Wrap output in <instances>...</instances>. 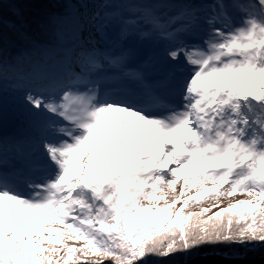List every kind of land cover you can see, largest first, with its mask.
<instances>
[{
	"label": "snow or ice",
	"instance_id": "6c2138e0",
	"mask_svg": "<svg viewBox=\"0 0 264 264\" xmlns=\"http://www.w3.org/2000/svg\"><path fill=\"white\" fill-rule=\"evenodd\" d=\"M119 7L106 16L119 18L122 45L153 36L172 45L165 58L171 76L181 74L177 102L162 101L128 66L131 49L97 46L91 29L103 39L109 27L99 13L90 25L67 21L69 81L24 97L36 118L38 175L25 178L24 194L0 170V264H137L205 244L264 242V0H216L201 45L181 39L199 22L195 10L165 18L163 4ZM102 85H111L103 95ZM189 186L201 190L184 198ZM238 192L249 198L213 203L206 219L211 208L185 211Z\"/></svg>",
	"mask_w": 264,
	"mask_h": 264
},
{
	"label": "trees",
	"instance_id": "16d2710c",
	"mask_svg": "<svg viewBox=\"0 0 264 264\" xmlns=\"http://www.w3.org/2000/svg\"><path fill=\"white\" fill-rule=\"evenodd\" d=\"M68 6L66 0H0V21H2L0 22V34H2L0 49H2V58L7 65L8 74L17 73L16 75L22 81L26 80L29 74L35 78H42L50 74L54 68L48 62L49 55L47 57L45 54L48 50L55 51L61 57L67 56L69 48L58 47L61 41L49 26V21L59 20L58 18L69 10ZM46 45L49 47L47 48ZM42 49L48 50L40 51ZM211 214L203 218L206 219ZM209 253L227 256L264 255V242L246 245L205 244L167 257L149 255L138 261V264H173L195 255Z\"/></svg>",
	"mask_w": 264,
	"mask_h": 264
},
{
	"label": "rangeland",
	"instance_id": "374dc122",
	"mask_svg": "<svg viewBox=\"0 0 264 264\" xmlns=\"http://www.w3.org/2000/svg\"><path fill=\"white\" fill-rule=\"evenodd\" d=\"M122 0H66L68 9L67 12H65L64 14H62L58 19L59 20H53L51 19L50 22V27L53 29V31L55 32L56 36L58 39H60L61 43L60 45H58V47H68V45H70V36L68 34L67 28H66V22L69 20H73V19H78V20H82L86 23H89V25L91 23L97 22L94 20V17L96 16L97 13L100 14V18L103 21H106L108 23V16H106V14L109 13H113L116 12L118 10H120V5H124L125 4H129V2H132L133 0H124V3H121ZM203 0H199V3L201 4ZM208 1V0H206ZM206 17L208 16L207 14L205 15ZM205 17V18H206ZM203 19H200L199 22H201ZM92 33H93V39L94 41H99L98 35L95 32L94 29H91ZM85 35H87V33H85ZM112 35V34H109ZM115 35V34H113ZM161 41H164L163 39L159 38L158 43L161 45ZM119 42L121 43L120 39L118 38L117 41H115L114 43ZM126 43H128V41L124 42L123 45H127ZM99 44V43H98ZM122 44V43H121ZM47 48L49 47V45H46ZM71 46V45H70ZM41 47H45V46H41ZM54 47V46H53ZM90 47V45H89ZM69 48V47H68ZM48 50V49H45ZM49 51V50H48ZM50 52V51H49ZM46 56L49 55L48 53H45ZM48 57V56H47ZM59 64L55 67V69H57L58 67H65L66 65H64L63 63H61L60 61H57ZM1 67V66H0ZM2 69V75L0 74V92L2 93L3 97L7 100L8 104L11 106L12 112L15 115V123H16V127L17 125L20 123V133L22 134V137L26 138L28 140H30V142H33L34 139H38V134H37V130H36V118L33 116V114L29 111L24 97L28 92H32V88L36 85L35 83H39L38 81H33V80H27L26 81H22V79H20V77L18 78V76L16 75L17 73H12L8 74L9 71L6 69V67L1 68ZM54 69V68H53ZM5 71V72H4ZM58 71V69H57ZM56 71V72H57ZM1 73V72H0ZM32 78V77H31ZM11 79L13 80H19V83L17 82V85L15 83H10ZM34 79V78H32ZM39 79V78H37ZM46 80V77L42 78ZM48 80V79H47ZM52 78L49 81V88L47 89V85L45 84V89L47 91H51L53 90L52 88V82H51ZM53 85L55 86L54 82ZM27 86V87H26ZM82 87V85H78L77 88L78 90ZM83 88L86 89L85 86H83ZM107 116L102 118L101 120V125L97 131V140L99 141L100 139L103 138L104 136V124L107 121ZM28 127V128H27ZM17 135L14 134L12 135V137H16ZM11 137V135H0V163L2 164H6V162L1 159H9L10 157L12 158H16L15 155L16 152H18V154H22V155H29L30 152L29 150H26L25 147L31 148L28 145L22 144L21 145V149H17L20 151H12V149L8 146L2 145L1 140L3 138H6V140ZM20 144V143H19ZM37 147H35V150L32 152H37ZM198 179H203V177H199ZM14 180V184H15ZM18 183V182H17ZM183 183V181H180L177 186H176V193L175 194H179V188L181 186V184ZM192 181L190 180L189 184L191 185ZM214 185H212L211 182H206L205 183V187H213ZM227 187V186H225ZM201 189L199 188V186H197L196 188H191L190 186L186 189L185 192V197L187 198L188 195H194L195 192L200 191ZM24 192H28V190H23ZM22 191V192H23ZM166 193L169 197V202H170V198L173 195L172 190L171 189H164L163 193H159V194H164ZM249 197L247 196V193H237L235 196L233 197H228V196H221L218 200H214V199H206L203 202L200 203H194V204H190V207L185 209V211H193V212H199L201 208H211V205L213 203H218L220 204L221 207H226L228 204L231 203H235L237 200H243V199H248ZM145 203H147L145 201ZM163 203V201H161V204ZM177 207H179V205H177ZM218 210L217 208H211V211L206 213L207 214H211L213 213V211ZM54 227H60L59 225H53ZM66 243L69 246H72L73 244H75L76 247H80L81 244L83 243L82 241H66ZM45 247H60V245H52V244H48L47 242H45ZM61 255H63V253H61ZM55 259V257H53ZM145 258V257H144ZM142 258V259H144ZM89 261H91L92 259H95V257H92L91 253H89V257H88ZM146 260V259H145ZM83 264V262H82ZM106 264H108V262L106 261ZM138 264V262H137Z\"/></svg>",
	"mask_w": 264,
	"mask_h": 264
},
{
	"label": "bare ground",
	"instance_id": "6f19581e",
	"mask_svg": "<svg viewBox=\"0 0 264 264\" xmlns=\"http://www.w3.org/2000/svg\"><path fill=\"white\" fill-rule=\"evenodd\" d=\"M152 3V4H163V5H167L168 7L162 8L161 12L163 13V11H172L175 12V15L173 14V16H176L178 14H180L181 12H192L193 10H195V14L199 15L200 14V19H203L201 22H198V24L193 27L191 30L193 29H197L198 33H199V37L203 36V27H201V25L203 26V22L205 20V15L208 13V7L205 5H202L199 3V0H133L132 2H129V4H137V3ZM225 3H230L231 0L228 1H224ZM121 3H124V0L121 1ZM127 3V2H125ZM124 3V4H125ZM122 9L120 8V10H118L117 12H121ZM231 11V10H230ZM116 13V12H113ZM168 18V17H166ZM238 18V16L236 17ZM108 24L109 27L106 29V36L102 39L101 36L99 34L98 38H99V44L97 45L98 47H100L102 50L104 51H108L113 55H117L119 54L122 49H132L134 48V53L138 54L136 56H138L137 58H142V57H146L147 59H151V65H147V64H143L142 67L146 70H150L151 66H156L157 67V72L155 74L151 73L152 76V80H156V81H162V85H164L165 80L166 79H171V73L169 74V72H166L165 70H161L160 69V65L161 63H165L166 68L173 70L175 68V65L170 64L166 58H165V52L169 47H172V45L168 42L167 45L163 46L160 45L158 43L159 41V37L153 36L154 41L151 44V47H148L149 45L147 44H136L138 42V40H136L135 37H132L128 40V46L127 48H124L123 45L118 44V43H114L115 41L118 40L119 36H118V32H119V18L116 16H112V17H108ZM191 30L188 33L182 34V35H186L188 37H191L192 39L195 40L194 36L192 35ZM112 34V35H109ZM115 34V35H113ZM135 43V45L137 46V48L131 46V43ZM190 45H195L193 43H190ZM91 46V45H90ZM68 47H70V45H68ZM107 47H109L108 50H105ZM138 48H148L146 49L145 53H140V51H138ZM149 49L152 50V52L155 50V53L149 52ZM40 51H46L45 49H42ZM47 53L49 54V58H48V62L51 63L54 67V69H52V72L50 74H46L44 75V77H46L45 79L42 78H35L34 76H32V74H29L27 80H33V81H38L39 83H35L36 85L32 88L33 92H37V91H46L45 89V84L48 86L47 89L49 88V81L52 78L51 82H52V88L55 89L59 86H62L64 84H66L69 79H70V72H71V68H70V59L66 56V57H61L59 54H57L55 51L54 52H49L47 51ZM57 61H60L61 63H63L64 65H66L64 68L63 67H58V71L57 69H55V67L59 64ZM4 67H6L7 69V65L4 61L3 65L0 67V74L2 75V69H4ZM57 71V72H56ZM5 72V71H4ZM34 79H32V78ZM48 79V80H47ZM26 81V80H24ZM17 82L19 83V80H13L11 79L10 83H15L17 85ZM53 82L55 84V86L53 85ZM27 87V86H26ZM158 88H161V86H157ZM109 88V85H102L101 88V94L103 95V92ZM78 89V88H77ZM87 89L82 87L79 89V91H86ZM20 127V123L17 125V127L10 132L9 135H11V137H9L7 140L6 138H3L1 140L2 145L8 146L12 149V151H20L17 149H21V145L25 144L28 145L31 148L25 147L26 150H29L30 154L29 155H22V154H18V152H16L17 155L16 158H12L10 157L9 159H3L6 164H3V169L5 173L9 174V177L15 181H17L16 183L20 185L22 190H28L27 189V185L24 183L25 178L27 177H35L36 175H38V173H34L32 171L33 166L37 163H43V160H41L40 158V152L37 150V152H32L35 150V147H37L38 144V139H34L33 142H30V140L24 137H22V134L20 133L19 130ZM28 128V127H27ZM16 134V137H12V135ZM20 143V144H19ZM1 161V160H0Z\"/></svg>",
	"mask_w": 264,
	"mask_h": 264
},
{
	"label": "water",
	"instance_id": "95a60500",
	"mask_svg": "<svg viewBox=\"0 0 264 264\" xmlns=\"http://www.w3.org/2000/svg\"><path fill=\"white\" fill-rule=\"evenodd\" d=\"M15 118L11 106L0 92V135L9 134L16 128ZM173 264H264V255L237 257L209 253L195 255Z\"/></svg>",
	"mask_w": 264,
	"mask_h": 264
}]
</instances>
